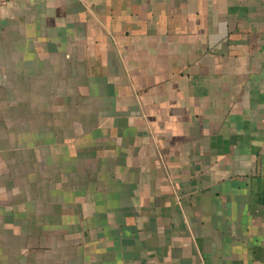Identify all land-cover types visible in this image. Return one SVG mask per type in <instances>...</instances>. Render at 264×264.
<instances>
[{
    "label": "crops",
    "instance_id": "1",
    "mask_svg": "<svg viewBox=\"0 0 264 264\" xmlns=\"http://www.w3.org/2000/svg\"><path fill=\"white\" fill-rule=\"evenodd\" d=\"M0 264H264V0L0 3Z\"/></svg>",
    "mask_w": 264,
    "mask_h": 264
},
{
    "label": "rangeland",
    "instance_id": "2",
    "mask_svg": "<svg viewBox=\"0 0 264 264\" xmlns=\"http://www.w3.org/2000/svg\"><path fill=\"white\" fill-rule=\"evenodd\" d=\"M46 112H47V111H46ZM16 120H18V117H17V116L14 117V122H15V123L17 122ZM46 122H47V120H46ZM16 124H17V123H16ZM16 124H15V125H16Z\"/></svg>",
    "mask_w": 264,
    "mask_h": 264
},
{
    "label": "built area",
    "instance_id": "3",
    "mask_svg": "<svg viewBox=\"0 0 264 264\" xmlns=\"http://www.w3.org/2000/svg\"><path fill=\"white\" fill-rule=\"evenodd\" d=\"M7 1H11V0H0V3H4V2H7Z\"/></svg>",
    "mask_w": 264,
    "mask_h": 264
}]
</instances>
